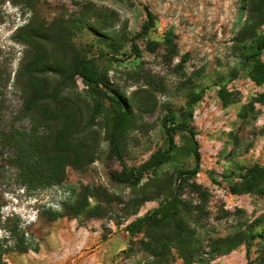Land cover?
<instances>
[{"label":"rangeland","instance_id":"1","mask_svg":"<svg viewBox=\"0 0 264 264\" xmlns=\"http://www.w3.org/2000/svg\"><path fill=\"white\" fill-rule=\"evenodd\" d=\"M145 6L154 25L134 37L145 21ZM244 16L242 0H0V131L14 127L21 137L33 130L47 133L43 126L32 129L25 115L30 113L22 84L32 55L20 39L24 34H36L34 47L50 64L92 59L101 80L94 88L77 77L63 88L79 114H97L95 159L86 168L68 166L61 183L27 187L12 161L15 150L0 143L1 213H17L38 244L36 251L10 252L9 264H153L138 246L142 235L131 237L126 225L159 207L166 181L177 170L195 166L189 136L176 131L175 151L156 175L145 174L135 187L116 181L112 176L122 166L107 140L115 106L100 89L132 107L122 143L129 168L167 147L164 115L174 114L196 130L199 171L178 192L190 237L182 252L193 251L191 264H260L262 241L248 236L264 232V183L254 192L229 190L247 168L264 166V101H255L264 83L250 80L234 42ZM220 91L230 103H223ZM85 200L88 206L79 215L54 220L43 215L48 209L72 211ZM137 201L141 204L130 214ZM87 209L103 215L90 216ZM235 236L244 239L228 252L227 243L216 241ZM169 264L188 263L173 250Z\"/></svg>","mask_w":264,"mask_h":264},{"label":"trees","instance_id":"2","mask_svg":"<svg viewBox=\"0 0 264 264\" xmlns=\"http://www.w3.org/2000/svg\"><path fill=\"white\" fill-rule=\"evenodd\" d=\"M27 3V0H12ZM32 7V6H31ZM32 7L31 9H33ZM242 9L245 13L244 21L238 30L234 42L242 50V58L248 67V75L256 85L264 83V61L261 54L264 51V0H242ZM145 21L134 37L146 35L154 25V16L145 6ZM28 23L26 26H30ZM23 28L18 29L21 31ZM35 33L28 32L21 41L30 48L32 61L28 67L29 76L22 84L24 94V109L33 121L32 129L43 126L46 134H38L36 130L21 137L16 128L0 131L2 145H8L15 150L13 163L23 185L31 188H44L62 182L68 166L78 169L86 168L94 159L96 153V131L94 118L97 114H79L76 100L63 92L68 83H74L79 77L89 86L99 88L101 80L94 68L92 59L74 57L71 62L62 67L50 64L41 50L35 48ZM45 39V35L41 36ZM169 40V37L167 36ZM55 83V84H54ZM1 88V85H0ZM106 97L114 106L107 124V140L111 152L120 161L122 169L112 177L119 182L137 186L150 173L156 175L157 170L167 163L175 151L174 134L176 131H185L192 147L195 166L192 169H179L166 181L165 198L159 207L151 212L137 217L126 225V231L131 237L141 234L138 241L140 250L154 259L153 264H169L173 262V250H178L180 257L188 264L193 263V251L182 252V245L190 239L189 232L181 222L183 203L178 198V192L188 179L199 171L200 151L196 140V130L186 120L177 121L174 114L162 117L161 125L167 137V147L154 153L138 168H129L123 162L122 143L132 120L131 105L118 94H108L100 89L99 93ZM1 95V90H0ZM95 95V92H94ZM96 96V95H95ZM219 97L224 104L231 101L222 92ZM264 101V93L255 99ZM191 116V114H188ZM264 183V166L253 165L240 176V181L229 186L232 193L254 192ZM86 199V198H85ZM141 201L134 204L130 214H134ZM0 204V264H9L10 252L26 253L36 251L38 244L32 238L26 224L15 212L1 213ZM88 203L77 205L72 211H56L48 209L44 216L49 220L68 215L81 214ZM90 216H102V212H93L87 209ZM258 237L264 247V232L250 234L248 238ZM244 238H220L216 241L227 243L224 251L228 252L242 243ZM220 251V248H217ZM222 251V250H221ZM221 253V252H220ZM249 254L248 248L246 255ZM264 264V253L259 258ZM218 264V263H214Z\"/></svg>","mask_w":264,"mask_h":264}]
</instances>
